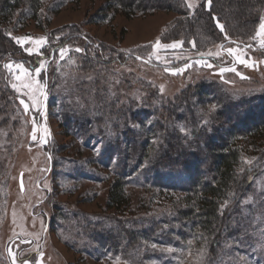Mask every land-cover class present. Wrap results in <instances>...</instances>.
Instances as JSON below:
<instances>
[{
	"label": "trees",
	"instance_id": "16d2710c",
	"mask_svg": "<svg viewBox=\"0 0 264 264\" xmlns=\"http://www.w3.org/2000/svg\"><path fill=\"white\" fill-rule=\"evenodd\" d=\"M41 9L42 0H0L1 71L8 59L16 61L13 42L6 36L8 30L5 27L11 25L19 12L17 23L20 20L38 21ZM262 9L264 0H213L211 13L199 5L190 15L183 0H105L94 17L104 20L110 14L130 19L156 11L176 13L178 17L162 37L163 41L170 33L179 32L172 37L182 40L184 48L188 40H193L198 49L202 44L219 45L220 54L232 67L234 61L224 48L255 47L247 43V39L254 34ZM212 16L219 18L224 32L216 26ZM73 39L83 43L79 71H86L83 80L91 76L93 84L90 83L91 89L86 83L78 89L79 80L72 81L74 87L64 92L65 101L62 100L58 107L59 121L64 125L63 133L74 135L79 131L81 135L103 143L96 163L108 169L113 179L105 204L107 212L92 215L94 219L91 221L79 213H72L69 221L74 222L73 226L81 233L71 238L80 242L96 235L92 241H96L98 248L94 249L130 264H169L168 259L172 261L174 257L171 252H161L155 247L192 254L193 259L200 260L194 264H233L235 254L230 253L259 251L249 245L259 238L258 233H251L264 226V220L256 223L259 227H252L251 223L264 213V200L257 202L260 204L251 210L250 205H244L242 200L249 197L254 200L255 191L250 189L242 193L264 170V92L230 95L218 83L201 81L188 86L174 103L157 104L156 96L152 97V104L145 99L135 103L126 98L113 102L107 99L106 89V83L116 81L120 76L113 66H123L129 59L139 62L137 58L147 62L139 63L149 65V62L131 53L108 52L103 45L81 34L67 36L46 55L31 58L28 64L23 60L18 62L33 70L40 60L46 59L49 67L57 50ZM199 60L220 67L212 58ZM42 77L45 85V79L49 80L48 73L43 72ZM102 97L106 105L101 103ZM12 98L13 94L7 89L0 91V115L6 116L13 106ZM123 101L127 103H121ZM81 104L85 107H80ZM196 105L202 112L199 113ZM95 115L97 118H93ZM111 119L115 120L113 124H103L104 120L110 122ZM245 157H254L255 160L245 163ZM130 183L146 192L158 191V195L171 193L163 199L168 207H160L146 217L128 216L126 210L130 200L125 188ZM221 210L223 215H220ZM241 221L243 227L248 228L249 237L243 246L235 244L236 251L226 248L225 242L231 243L243 231L242 227L233 226ZM2 257L3 263H7L5 256ZM255 264H264L261 253H257Z\"/></svg>",
	"mask_w": 264,
	"mask_h": 264
},
{
	"label": "rangeland",
	"instance_id": "374dc122",
	"mask_svg": "<svg viewBox=\"0 0 264 264\" xmlns=\"http://www.w3.org/2000/svg\"><path fill=\"white\" fill-rule=\"evenodd\" d=\"M104 2L105 0H42L38 18L40 21L36 22L20 20L17 23V14L20 12L17 13L11 25L5 27L8 30L6 36L13 42L16 61L8 59L6 62L15 65L21 63L18 60H23L28 64L31 58L46 55L51 47L67 36L81 34L103 45L108 52L131 53L144 57L149 62L148 65L129 59L123 66H113L120 75L118 80L106 83L109 94L107 99H112L113 102L118 98H126L135 103L145 99L152 104V97L156 96L157 104L174 103L188 86H194L201 81L218 83L226 88L230 95L264 92V45L261 44V38L255 36L258 25L254 34L247 39V43L255 45L253 49L231 46L224 48L226 52L228 48L236 49L233 54L228 53L234 61L231 67L227 58L220 54L219 45L202 44L198 49L193 40H188L184 48L182 40L178 37L173 39L179 32L170 33V36L165 37L166 42L163 41L162 37L169 32L173 21L178 17L176 13L156 11L130 19L120 15L113 17L110 14L104 20L95 18L94 15L104 6ZM183 2L186 7L188 3L197 5L194 10L187 8L190 15L199 5L204 6V0ZM259 15L258 21L264 18V9ZM38 25H41V28ZM14 37L31 39L21 45ZM158 39L162 45L175 43L176 47L154 48ZM29 48L32 49L31 54L27 51ZM62 48L68 50L63 54V58L59 49L49 67L46 59L39 61L37 67L41 63L44 64L39 77H35L33 72L43 91L42 73L46 71L49 78H46L48 87L41 113L42 94L36 93L39 107L37 111L27 96L16 93L11 87L13 83L19 85L14 79V76L19 74L16 68L13 67L11 71L0 70V84L3 83L0 91L7 89L13 94V106L9 108L6 116L0 115V261L2 260L1 264H13L15 257V264H22L25 260L28 264H130L119 262L107 253L94 249L98 248L96 241H92L96 239V235H91V240L83 239L80 242L71 238L81 233L73 226L75 223L69 221L72 213H79L91 221L94 219L91 218L92 215L107 212L105 204L113 174L96 163L98 155L94 149H102L103 145L99 139L85 137L79 131L74 135L63 133L65 128H62L64 125L59 121L58 107L64 92L74 87L72 81L75 79L79 80L78 89L85 83L89 84L91 89L90 83L93 84V80L84 81L86 71H79L83 43L73 39ZM199 58H212L220 67ZM239 60H245L247 63H240ZM22 64L28 68L26 64ZM221 68H235V71L221 73ZM137 90L139 92L136 94ZM19 99H24L29 104L27 113ZM75 100L78 101L77 98ZM100 101L106 105L103 97ZM197 108L199 113L202 112V109L198 106ZM33 120L36 129L35 140L32 139ZM114 122V119L110 122L104 120L103 124L108 126ZM245 160L253 162L255 159L245 157ZM19 174L23 175V192L18 186ZM250 189L255 191L253 196L256 198L248 204L243 201L250 197L243 199L242 203L255 210V205L260 204L257 202L264 200V170L242 194ZM125 190L130 200L126 214L136 219L146 217L160 207H168V203L163 199L164 196L172 195L165 192L158 195L159 192L155 190L146 192L132 183L128 184ZM153 194L155 196L151 200ZM260 207L261 205L257 209ZM251 226L259 227L256 222L251 223ZM155 248L161 252H171L174 257L171 258L172 261L168 259L169 264L200 262L199 259H193L192 254H183L179 249L169 251L161 247ZM232 248L236 251L237 246L233 243L230 249ZM253 251L256 250L230 254L246 256L247 264H255V258L260 251ZM2 256H5L7 263H3L5 260Z\"/></svg>",
	"mask_w": 264,
	"mask_h": 264
},
{
	"label": "snow or ice",
	"instance_id": "6c2138e0",
	"mask_svg": "<svg viewBox=\"0 0 264 264\" xmlns=\"http://www.w3.org/2000/svg\"><path fill=\"white\" fill-rule=\"evenodd\" d=\"M212 2L213 0H204V6L205 9L211 13L212 12ZM117 6H120L119 4H117ZM195 7H197V5H194L193 3H188L187 4V8L189 10H194ZM212 20L216 23V26L220 29L221 32H224V26L219 22V18L216 16H212L211 17ZM9 35H11L9 33ZM255 36L256 37H260L261 38V44L264 45V18H261L258 24V30L255 32ZM225 38L227 39V34H225ZM14 39L17 41V43H20L21 45H23L24 41L31 39L30 37H14ZM36 43H39V41H36ZM168 48V47H176V44H161V41L158 39L154 45V48ZM27 51L29 52V54L32 53V49H27ZM68 51L67 49H60V53H61V58H63V54ZM76 51H81L80 49H76ZM236 51V49L233 48H228L227 52L229 54H233ZM237 59H239L237 57ZM240 63H247L245 60H239ZM209 67H211V65H208ZM3 67L5 69L8 70H12L13 67L16 68V70L18 71L19 74H16L14 76L15 81L19 82V85L17 83H13L11 85L12 89L18 93V94H22L24 96H27L28 99L32 102L33 107L36 108L37 111H39V107L37 104V97H36V93L40 92L41 94H43V90L40 86V81L38 79H35L33 76V72L35 73V77H39L41 70L44 68V64L41 63L39 67L34 68L33 70H29L28 68H25L24 65L22 63H16L15 65H13L12 63H6L3 65ZM221 73L225 72V71H235V68H221L220 69ZM89 80L92 79L91 76L88 77ZM19 98V96L17 97ZM19 103L21 105H23L24 111L25 113H27L29 111V104L25 102L24 99H19ZM80 107H85V105L81 104ZM33 133H32V139L35 140L36 139V129H35V120H33ZM47 131V130H46ZM181 131H184V129H181ZM100 148H96L94 149V151L97 152V154H99L100 152ZM245 163H251V161H244ZM243 171V169H242ZM21 190H23V184L21 183ZM251 202V198H249L248 200L243 201L244 204H248ZM227 204V202H225V205ZM220 215H223V210H221ZM262 220H264V213H261L260 216H257L255 219L256 223L261 222ZM234 227L236 226H240L243 228V231L241 232L240 236L237 238H233V241L230 243L228 241L225 242V247L226 248H231L232 244H236L238 246H243L245 244L246 239L249 237L250 233L248 228L243 227V221L240 222L239 225H233ZM258 233L259 238L256 239L253 244L249 245L250 247L256 248L260 251L262 258H264V226H261L260 228L256 229L255 232L251 233V235H256ZM155 246V245H153ZM169 251H171V249H168ZM11 255V253H10ZM247 259L248 257L246 256H235L234 257V261L233 264H247ZM13 264H15V257H13ZM22 264H28V261H23Z\"/></svg>",
	"mask_w": 264,
	"mask_h": 264
},
{
	"label": "water",
	"instance_id": "95a60500",
	"mask_svg": "<svg viewBox=\"0 0 264 264\" xmlns=\"http://www.w3.org/2000/svg\"><path fill=\"white\" fill-rule=\"evenodd\" d=\"M137 60L139 62H144V63H147L146 61L140 59V58H137ZM47 90V85H46V79H45V85H44V91H43V94H42V99H41V109H40V113L43 111V98H44V95H45V92ZM50 167V166H49ZM50 169V168H49ZM21 183L23 184V175L22 174H19V177H18V186H19V190L21 192H23V190H21Z\"/></svg>",
	"mask_w": 264,
	"mask_h": 264
}]
</instances>
